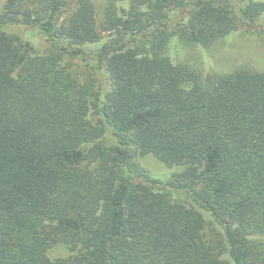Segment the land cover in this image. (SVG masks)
I'll return each mask as SVG.
<instances>
[{
  "label": "trees",
  "instance_id": "obj_1",
  "mask_svg": "<svg viewBox=\"0 0 264 264\" xmlns=\"http://www.w3.org/2000/svg\"><path fill=\"white\" fill-rule=\"evenodd\" d=\"M262 17L108 0L98 25L93 0H0V264H264V72L169 53ZM146 154L181 170L155 177Z\"/></svg>",
  "mask_w": 264,
  "mask_h": 264
},
{
  "label": "rangeland",
  "instance_id": "obj_2",
  "mask_svg": "<svg viewBox=\"0 0 264 264\" xmlns=\"http://www.w3.org/2000/svg\"><path fill=\"white\" fill-rule=\"evenodd\" d=\"M108 0H93L95 17L98 25L103 16L104 7ZM22 36L26 33L34 39L37 46L43 43L41 37L28 32L23 27H14ZM170 55L176 60H183L199 68L203 73L228 72L237 66H247L264 72V17L250 23L243 22L240 29L217 40L209 46L182 45L177 41L170 47ZM95 64L93 56L86 58ZM74 71L82 77L87 72L83 61H75ZM98 82L101 79L98 77ZM107 142L113 143V138L107 134ZM138 164L148 170L153 176L166 179L170 174L181 170V167H167L150 154L138 156ZM66 249L56 245L49 249L48 255L52 258L64 254Z\"/></svg>",
  "mask_w": 264,
  "mask_h": 264
}]
</instances>
